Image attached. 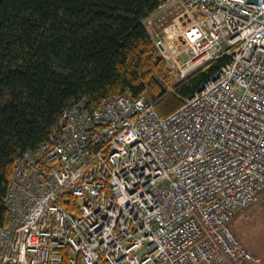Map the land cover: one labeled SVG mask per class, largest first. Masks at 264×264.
Here are the masks:
<instances>
[{"label":"built area","instance_id":"2783aa9c","mask_svg":"<svg viewBox=\"0 0 264 264\" xmlns=\"http://www.w3.org/2000/svg\"><path fill=\"white\" fill-rule=\"evenodd\" d=\"M150 1L176 80L225 64L166 116L128 92L65 107L12 164L0 264H259L230 224L264 204V0Z\"/></svg>","mask_w":264,"mask_h":264},{"label":"trees","instance_id":"16d2710c","mask_svg":"<svg viewBox=\"0 0 264 264\" xmlns=\"http://www.w3.org/2000/svg\"><path fill=\"white\" fill-rule=\"evenodd\" d=\"M150 0H0V227L15 159L35 151L65 107L83 96H145L177 110L225 64L213 61L166 91L171 77L143 22Z\"/></svg>","mask_w":264,"mask_h":264},{"label":"rangeland","instance_id":"374dc122","mask_svg":"<svg viewBox=\"0 0 264 264\" xmlns=\"http://www.w3.org/2000/svg\"><path fill=\"white\" fill-rule=\"evenodd\" d=\"M166 68L171 77L166 91L171 92L172 86L179 81L167 65ZM230 225L242 245L258 257L259 264H264V204L258 203L238 211Z\"/></svg>","mask_w":264,"mask_h":264}]
</instances>
